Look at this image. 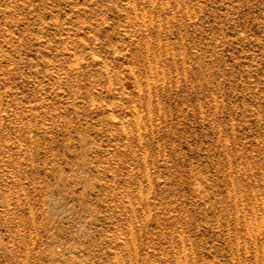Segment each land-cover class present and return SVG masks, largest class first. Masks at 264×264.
<instances>
[{
  "label": "rangeland",
  "instance_id": "374dc122",
  "mask_svg": "<svg viewBox=\"0 0 264 264\" xmlns=\"http://www.w3.org/2000/svg\"><path fill=\"white\" fill-rule=\"evenodd\" d=\"M0 264H264V0H0Z\"/></svg>",
  "mask_w": 264,
  "mask_h": 264
},
{
  "label": "bare ground",
  "instance_id": "6f19581e",
  "mask_svg": "<svg viewBox=\"0 0 264 264\" xmlns=\"http://www.w3.org/2000/svg\"><path fill=\"white\" fill-rule=\"evenodd\" d=\"M234 188V187H233Z\"/></svg>",
  "mask_w": 264,
  "mask_h": 264
}]
</instances>
